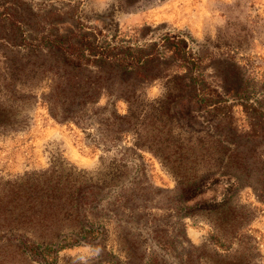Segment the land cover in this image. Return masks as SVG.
<instances>
[{
    "label": "rangeland",
    "instance_id": "obj_1",
    "mask_svg": "<svg viewBox=\"0 0 264 264\" xmlns=\"http://www.w3.org/2000/svg\"><path fill=\"white\" fill-rule=\"evenodd\" d=\"M100 31L143 52L178 31L198 58L202 87L161 44L141 73L103 67L113 94L92 105L99 124L57 119L49 109L61 113L59 104L44 97L65 65L51 49L20 43L96 40ZM20 76L34 97L20 109L23 126L0 131V264H177L182 251L168 249L167 238L203 246L215 264H264V0H0V102ZM65 107L76 113L75 104ZM95 128L104 139L97 148ZM114 163L122 181L103 188L83 219L97 218L104 233L65 243L77 226L65 197L48 195L52 177L73 166L94 176ZM210 175L231 183L203 193L222 195L216 207L183 199V187ZM20 237L40 253H28Z\"/></svg>",
    "mask_w": 264,
    "mask_h": 264
},
{
    "label": "trees",
    "instance_id": "obj_2",
    "mask_svg": "<svg viewBox=\"0 0 264 264\" xmlns=\"http://www.w3.org/2000/svg\"><path fill=\"white\" fill-rule=\"evenodd\" d=\"M99 33H102V31ZM161 44H166L167 49L171 51L174 58L186 63L185 65L191 71L190 81L195 85L196 83L199 84L197 85L198 88L202 87L197 74L198 58L193 57L192 53L186 48L188 46L187 41L179 35L178 31L164 34L161 37V41H154L145 52L137 47L136 44H131L129 41L118 38L116 34L105 35L104 32L96 40L86 37L81 42L73 41L70 38L64 40L62 37H49L48 39H43V42H34L23 37L20 47L25 49V51L51 49L55 53L57 60L65 65V68H62L61 71L57 69L52 73L51 80H53V83L49 85L52 92H49L46 98L44 97V102L46 103L56 100L59 104L61 113L49 109L51 106H48L54 117L59 120L73 119L77 121H82L83 117H86L87 119L90 118V121L94 124H99L101 119L98 120L99 116L92 109V105L97 102L101 93L105 92L106 95L113 94V91L111 92L105 85L110 78L109 70L106 71L103 67L112 68L122 65L124 68L141 73L147 62L159 52ZM88 66L93 68L89 74H82L79 71V69ZM21 77L19 78L20 87H15V90L10 88V86H13L11 82L6 83L7 92L4 93V100L2 99V102H0V131H15L25 123V118L21 115L20 109L34 95L30 88L24 87L23 82L25 79L22 80ZM8 78L16 79L17 77L8 76ZM70 103L75 104L76 113H72L73 111L69 112L66 109L65 105ZM97 130L96 128L94 129V133L90 138L91 144L95 148L98 147L100 141L104 140L97 136ZM109 140H113V137H110ZM119 164L126 165L125 162H120ZM117 165L118 163H114L111 169L103 173L98 171L94 176L89 177L86 173L74 172L76 167L73 166L70 167L73 170H69L63 179L58 175L52 177L50 182L51 192L48 195L50 198L52 197V201L61 196L65 197V202L69 206L64 210L66 218L69 217L77 226L68 235L69 240H63L65 243L78 245L89 243L104 233V228L102 229V224L98 222L97 218L92 223L86 220V224H84L85 221L83 219H87V216L92 214L91 211L95 210V204L99 200V193L105 190L103 188L106 187V191L109 192L113 186L122 181V171L117 168ZM220 181H225L224 192H226L231 186L229 177L210 175L202 177L198 183L194 182L183 187V199L189 201L200 198V206L214 208L223 199L222 195L219 201L216 200L215 193L209 197H202V195L208 188H215ZM113 197H119L118 193L114 192ZM87 223L89 226H87ZM20 239L23 248L28 253L32 255L40 253L38 244L29 242L24 237H20ZM165 244L168 249L180 246L182 256L178 258L177 264H215L216 262L213 255L203 251V246L197 247L186 243L187 247H185L182 245L181 240L176 243L173 238H167ZM215 254L221 255L216 251Z\"/></svg>",
    "mask_w": 264,
    "mask_h": 264
}]
</instances>
